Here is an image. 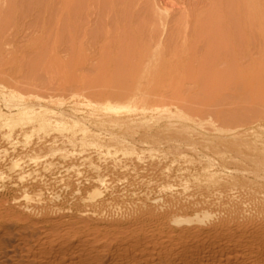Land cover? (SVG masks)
Instances as JSON below:
<instances>
[{
  "label": "rangeland",
  "instance_id": "374dc122",
  "mask_svg": "<svg viewBox=\"0 0 264 264\" xmlns=\"http://www.w3.org/2000/svg\"><path fill=\"white\" fill-rule=\"evenodd\" d=\"M235 1L232 3L231 0H45L44 2L42 0H0V113L2 114V118L4 119H11L10 121H12L13 119L15 121V124L13 126L16 125L15 128L20 125V127H26L25 129L27 130L25 132H28H24L25 135L16 136V142H20V145H17V149L11 152L7 156V158H3L0 155V161L2 158L4 159V161L2 160L0 163V171H2L3 173L5 168L6 170L8 168L10 169L11 164L18 161L20 162V169L26 171V173H28L29 175H34L36 173L34 176H37L39 178L28 180V183L21 181L22 183H25V185H22V183H20L19 181H16L15 184V182H13V173L9 169L6 173L5 170L6 174L3 173V175L7 180H0V212L2 210L3 213H9V216L15 215L13 216L17 218L15 219V221L17 220L18 223H20L21 221L22 223L23 218L21 217V213L16 209L12 210V207H14L13 203L18 194V189L22 186H26V193L30 195L29 197L40 196L42 199H46L47 197H49L47 199H50L51 197L53 198L54 195L52 202L53 209L54 212L56 211L58 215L60 214L61 216V218L59 217V219L56 220H59V222H62L64 224L61 226H56L57 228L59 227L58 229L54 226H51L50 228L48 227V225H45L46 227L44 226L45 228L42 229V225H44L41 224L42 220L41 223L40 220L35 221L34 226L37 228L36 234H33L31 236L29 235L30 237L26 236V238H30V242H50V240L52 239L51 241L54 242V244H58L62 242V239H72L71 242L74 241V245L71 246L72 248L70 249V251H73V248L75 251L77 248L76 243L78 244L79 241H87V239L89 242L92 241L91 243L97 244L98 246L104 244V241L108 238V236L110 239L109 241L108 239L106 240L108 242L105 241V245H107L109 242H113L112 240L116 242L117 239L121 237V235L129 233L132 230L131 228H133V224L131 218H134L135 213V217H146L148 215L147 217L150 219L153 216L159 215L161 212L163 214L165 212L167 213H165L164 215H172L176 213L178 216L181 215L180 217H182L184 213H186V215L184 214L185 216L191 214L190 212H192V210L187 211V208L189 210L192 206L191 204L195 205L200 202L199 204L202 205V203L206 202L203 204V206H206V204L209 205V202H213L211 205H209V207L214 206V203H216L215 205H217L218 208L221 206L219 209L222 213L219 212L216 206L213 207L214 209L211 207L213 210L207 206V211L218 212V214L221 213L220 217L222 219L224 214L223 209L226 210V206H230L229 209H231V207L234 208V204L236 209H238L237 207H241L240 205H236L238 204L236 201L234 203L233 199H229V194L232 192H230V190H228V188H226L224 184H221L222 188L218 186L220 185V183L217 184V182H213L216 185H212L213 183L208 178H210V174L214 173L215 170H213V172L212 170L210 171L208 167L210 159L208 160L206 158L207 156H211V159H216L215 157L219 154H217L216 151L220 146H226V149L230 147L229 151H232V145L235 142L233 143L232 140L229 141L230 139H226V142H224V139L222 141L220 140V143L223 142V144L225 143L226 145L224 146L223 144H220V146H218L215 150V148L209 149L208 147H205L207 146L206 144L204 148L201 147L203 146L204 142L209 140L208 137V140H206L205 137L203 138V140L197 139L198 141L193 140L187 143L180 142V144L182 143V146L176 141L178 137V135L176 134L179 132V130L187 131V129L184 128L195 124L196 121L200 122L201 119L205 124L208 120L209 126L211 122L213 125L215 124L216 126H219L221 117L224 114L226 115H224V117H227V114L229 115V112L230 115H232L233 113L242 114L247 110L248 114L250 113L249 115H252L251 113L253 112V114L257 113L260 116L259 113H261V117H264L262 116L264 115V0H257L255 1L256 3H253L254 0ZM250 1L252 2V4L250 3ZM244 2L248 3V6L244 5L246 4ZM238 4H240V7L238 6ZM236 6H238L239 8ZM250 6H252L253 10L256 9L257 12L261 13L260 16H262L260 17V20H258V16L257 21L254 20V18H251L253 14H251L250 17V13H252V9H250ZM255 6H259V8H256ZM232 7L234 8V10L236 9V12L231 11ZM241 7L243 9H241ZM248 7L250 8L248 9ZM237 8L239 9L238 11ZM241 10L242 12H240ZM246 10L249 15L247 14ZM256 11L254 12L258 15ZM243 14H247L248 18L250 17L251 19H253L252 24L253 22L254 25L256 24V29L255 26L252 25V28L254 29L251 30H255L256 33H250L252 34V36L257 34L256 38L252 36L250 37L249 34L250 39H255L256 44L254 40L251 39L254 43L252 44L251 42L252 45H250L247 49L243 45L244 43L242 44L245 39V34H242V32L244 33V31H241L240 28L236 29V27H232V25L235 23L236 26L239 27V23H241L244 18ZM208 16L210 17L206 18ZM240 18H242V20ZM229 20L233 23H229ZM250 22L251 21L249 20V23ZM214 27L215 29H213ZM258 31L260 32L258 33ZM236 36H238L237 39ZM218 39H220L221 41L219 42ZM238 40L241 45L238 44ZM242 45L244 50L246 49V51H240L243 49L241 48ZM225 48L227 49V51ZM160 53L162 55L164 54L163 57L162 55H160ZM249 53L251 54V56L249 55ZM229 55L230 57L228 58L227 56ZM234 56L237 62L235 61V59H233ZM239 57L241 58V61ZM160 67L162 70H160ZM166 71H169L170 73L168 74ZM158 72L161 73L158 74ZM169 75L171 76L168 77ZM11 76L13 78H11ZM151 77H153V79L155 80H152ZM137 80H139V82ZM145 81L148 83H146ZM4 90L6 91V93ZM137 93L138 95L144 94L145 96L148 94L152 98L159 99L156 101L155 99H153L157 104L152 101L151 105L155 107V109L158 108L160 112L168 111L170 113H175L174 115H179V118L176 119V121L173 120L174 123L176 122L175 125H178L177 132L173 134V132H175V130L177 129L176 127L174 128L175 130H172V132L169 130H165L164 127L163 129L162 122L156 119H151L149 121L140 120V123L138 122L135 125L123 126L122 128L116 127L114 130H101L99 127H96L95 125L93 126L90 122L88 124V121L82 117V114L73 116L72 113L70 114V108H68L69 102L73 101V99L76 98L82 99V97L83 100H93L92 102H96L97 104L100 102L104 103L109 101L115 105H126L130 102L128 101V99L130 100L131 97L136 96ZM36 97L38 101L40 99L42 103L36 101L37 99H33ZM71 97L74 98L72 99ZM50 99H52L54 102ZM158 101H160L161 103ZM11 102L15 103L16 105ZM23 102H25L28 106H25L26 104ZM22 103L24 106L22 105ZM101 103L99 104V107L103 108L104 105H102ZM158 103L161 106L158 105ZM49 104L50 107H48ZM66 104L68 109L64 107L66 106ZM123 106L118 107L114 111L125 112L127 108ZM22 107L24 108V110ZM28 107L30 111H28ZM259 107L262 108L263 111ZM83 108L84 107L81 106L79 109H81L83 112L90 110ZM221 109L223 110L221 111ZM256 109L258 110L256 111ZM62 111H64L65 113ZM68 111L72 116H69ZM35 112L37 113V115ZM67 114L71 118L67 117ZM29 115L32 116L29 117ZM110 117H112L113 119L119 118L115 115H111ZM181 117L184 119H181ZM24 118L28 119L26 120ZM180 119L182 122L180 121ZM28 122H30V124ZM151 122L153 124H151ZM83 123L85 126L83 125ZM204 123V128H208V123L206 124V127ZM46 124L48 125V127L46 126ZM158 127L160 129L162 128L165 132H162L163 135H167L163 136L162 133H160L161 135L154 134V130H157ZM212 127L213 126H211V128ZM233 133L235 132L233 131ZM190 136L188 140L191 139ZM148 138H150L151 140ZM172 139H174L172 142L173 145H171L170 143ZM1 140L3 141L2 137H0V148L2 149L5 147V144ZM164 141L168 142L165 143ZM195 141L201 144V141L204 142L201 145ZM176 143L179 144L178 149L182 147V150L179 151L176 148ZM48 144L50 147L48 146ZM235 144L233 145V148L236 147ZM171 146L173 147L171 148ZM52 147L53 149L51 150ZM188 147L191 148L189 149ZM200 147L203 149H201ZM222 147L220 148L221 150L218 149V151H221V156H223V158H225L226 160L228 156L226 155V153L225 155H223V153L224 151L227 152V150ZM41 148L45 149V152H47H44L46 155L43 153L45 157H39L41 163L34 164L33 161H30V158L27 159L29 161L26 160V158H28L26 157L27 155H35L38 150H41ZM173 148L177 149H175L176 152H180L179 157L178 154L173 151ZM164 149L167 151H165ZM206 149H208L209 151ZM223 149L225 150L223 151ZM29 150H32V152ZM5 151L7 152L8 150L6 149ZM33 151H35L36 153H34ZM204 151H206V153ZM183 153L188 157L185 158L187 159L186 161L184 159V156H182L181 158V155H183ZM218 156L219 157H217V159L219 160L221 156ZM24 157L26 158L23 159ZM41 157H43L44 159H41ZM169 157L171 158V160ZM189 159L190 161H188ZM205 160L209 163H206ZM233 160L234 159L231 160V158L229 157L226 161L230 166H233L235 165L234 162L232 163ZM188 165L192 167L189 166L188 169ZM3 167L4 169L2 170ZM183 168L186 171H183ZM74 169L78 170L76 171ZM181 169L183 172L180 171ZM71 170H73V172ZM75 171L77 173H75ZM206 174L209 175L207 176ZM203 175H205L206 177H203ZM98 177L100 179L105 178L104 180H106L107 178L108 180H110L112 188L105 190V188H103L102 186H97V184H94L99 180ZM164 177L167 178L165 179ZM8 178H11L12 180ZM182 185L186 186L185 188L183 187L184 189L188 188L185 190V192L182 189ZM218 187L220 191L222 190V192H220V195L219 191L217 190ZM131 188H133V190ZM135 188L137 193L134 190ZM189 188L191 189V191ZM187 190H189V192H187ZM129 192L132 195H130V197ZM96 193H100V195L99 197H96L97 199H95V203L102 201L104 202L106 200L107 204L109 203V205L111 206L114 205L115 207H113L118 209L120 213L122 212L123 214H126L127 216L125 218L129 221L124 219L122 220L123 224L114 223L113 226V224H107V222L100 223V221L96 220V218L92 219L88 216H86L88 218L84 217V200L88 198L92 199V197ZM122 193L124 195L128 193V196H124ZM172 193H176L174 194L175 196ZM222 193L224 195H222ZM138 194L140 195L138 196ZM180 194H182L181 197L178 196ZM164 195H167V198H165ZM168 195L169 197L178 196V201L175 204L177 205L178 202L180 204L177 206L173 205L174 203L169 204L170 201L168 200L170 198L168 197ZM116 196L117 198L123 197L124 202H121V206L117 205L116 207V203L114 204L113 199H116ZM146 196H150L149 199L159 198L160 201L163 200V202L167 201L168 203L166 202L165 205L162 202L163 207L161 206L158 211H155L157 208L155 204L148 202L145 204V200L147 198ZM202 198L204 199V201ZM137 199L138 202L135 201ZM226 199L231 201H228ZM183 200L185 201V203ZM125 201H127V203L129 204L132 201L131 203L133 206L130 204V206H132L130 208L128 204H125ZM133 202H135L136 205H138L137 203L141 204L142 209L139 207L140 205L134 206L135 203L133 204ZM122 203H124L125 205L123 206ZM230 203L233 206L230 205ZM148 204H150V206ZM152 204L155 208L151 207L153 206ZM167 204H169V206H172L173 208L169 207L168 209ZM182 204L184 206L186 205L185 207L187 208H185ZM33 205L34 207H31L36 209H40V207L43 206L42 204L39 205V203L37 202H35ZM146 205L148 206V208ZM122 207L124 208V211ZM180 207L184 208V210L186 209L187 212H184V210ZM127 208L130 209L128 210ZM174 208L176 210H173ZM179 208L181 210H178ZM166 209L168 210L166 211ZM130 210L133 211L131 212ZM205 210L204 213H201V215L207 212H205ZM58 211H60L61 213H59ZM81 212L83 215L81 214ZM122 213L121 215L125 216ZM184 215L183 217H185ZM217 216L214 219L216 222L213 220V222L216 224L219 223L217 222V219H219L218 221H220V218H217ZM233 217L234 216H232V218ZM232 218L229 217V220H233ZM223 219H228V214H226V217ZM110 225L111 228L113 227L112 229L110 228ZM109 229L110 231L113 230V232H109ZM127 230L129 232H127ZM16 231L17 230H11L9 233L11 236L20 235L21 232L19 230V232ZM116 233H118L119 236ZM58 234L60 237L58 236L57 238L56 236ZM117 236L119 238H116L115 240V237ZM90 237L96 240H94V242L93 239L90 241ZM58 239L61 241L59 242ZM65 253H69V250H66Z\"/></svg>",
  "mask_w": 264,
  "mask_h": 264
},
{
  "label": "bare ground",
  "instance_id": "6f19581e",
  "mask_svg": "<svg viewBox=\"0 0 264 264\" xmlns=\"http://www.w3.org/2000/svg\"><path fill=\"white\" fill-rule=\"evenodd\" d=\"M24 1V0H23ZM32 1V0H31ZM35 1V0H34ZM43 2L45 0H42ZM47 1V0H46ZM205 1V0H204ZM224 1V0H223ZM226 1V0H225ZM230 1V0H229ZM232 3L235 1L231 0ZM249 1V0H248ZM247 1V2H248ZM253 1V0H252ZM257 1V0H254L253 3ZM4 2V1H3ZM100 2V1H99ZM236 2V1H235ZM239 2V1H238ZM39 3V2H38ZM90 3V2H89ZM88 3V4H89ZM225 3V2H224ZM231 3V4H232ZM241 3V2H240ZM243 3V2H242ZM246 3V2H244ZM250 3L252 4V2L250 1ZM256 3V2H255ZM8 4V3H7ZM16 4V3H15ZM58 4V3H57ZM79 4V3H78ZM237 4V3H236ZM250 4V5H251ZM258 4V3H257ZM6 5V4H4ZM46 5V4H45ZM235 5V4H233ZM240 4H238L239 6ZM243 5V4H242ZM244 5H247L248 6V3L244 4ZM243 5V6H244ZM77 6V5H76ZM229 6V4H228ZM236 6V7H238ZM12 7V6H11ZM235 7V8H236ZM240 7V6H239ZM238 7V8H239ZM251 7V8H250ZM248 7V9H252V13H250V17H251V14L252 17L251 18H254V20L257 21V18L259 17L258 20H260V14L259 12L255 10H253L252 6ZM256 8H259V6H255ZM262 7V6H260ZM3 8V7H2ZM10 8V7H9ZM14 8V7H13ZM22 8V7H21ZM77 8V7H76ZM212 8V7H211ZM229 8V7H228ZM237 8V11L239 10ZM213 9V8H212ZM241 9H243L241 7ZM247 9V8H246ZM230 10V9H229ZM259 10V9H258ZM263 10V9H262ZM25 11V10H24ZM218 11V10H217ZM231 11L233 12H236V9L234 10V8L232 7L231 8ZM230 11V13H231ZM249 11V12H251ZM256 11L258 13V15L254 12ZM31 12V11H30ZM82 12V11H81ZM232 12V13H233ZM242 12V10L240 11ZM239 12V14H240ZM247 12V10H246ZM245 12V13H246ZM7 13V12H6ZM14 14V12H13ZM87 14V13H86ZM248 14V12H247ZM244 15V18H243V21L241 23H239V27L236 26V23L235 24H231L232 27H236L237 28H240L241 31H244V33L242 32V34H245V39H244V42H242V44L245 46V48H249L250 45H252L254 42H255V39H252L254 40V42H252V40L250 39V37L252 36V34L255 32L254 31H251L252 29V25H254V22L252 24V20L250 17V19L248 18V15ZM10 15V14H9ZM74 15V14H73ZM238 15V14H236ZM82 16V15H81ZM222 16V15H221ZM234 16V15H233ZM258 16V17H257ZM159 17V16H158ZM210 16L206 17V18H209ZM212 17V16H211ZM232 17V16H231ZM11 18V17H10ZM164 18V17H163ZM224 18V17H223ZM16 19V18H15ZM48 19V18H47ZM219 19V18H218ZM242 20V18H240ZM239 19V20H240ZM6 20V19H5ZM8 20H9V17H8ZM166 20V19H165ZM227 20V19H226ZM249 20L251 21L249 23ZM39 21V20H38ZM37 21V22H38ZM45 21V20H44ZM220 21V20H219ZM223 21V20H222ZM228 21V20H227ZM238 21V20H237ZM8 22V21H7ZM20 22V21H19ZM46 22V21H45ZM57 22V21H56ZM211 22V21H210ZM217 22V21H216ZM225 22V21H224ZM232 22V21H231ZM230 20H229V23H231ZM236 22V21H235ZM220 23V22H219ZM233 23V22H232ZM259 24V23H258ZM228 25V24H227ZM256 25V24H255ZM254 25V26H255ZM260 25V24H259ZM262 25V24H261ZM50 26V25H49ZM62 26V25H61ZM220 26V25H219ZM253 26V27H254ZM208 27V26H207ZM221 27V26H220ZM233 27V28H234ZM259 27V26H258ZM52 28V27H51ZM70 28V27H69ZM81 28V27H80ZM261 28V27H260ZM259 28V29H260ZM209 29V28H208ZM211 29V28H210ZM215 29V27L213 28ZM243 29V30H242ZM255 29H256V26H255ZM4 30V29H3ZM9 30V29H8ZM62 30V29H61ZM207 30V28H206ZM212 30V29H211ZM239 30V29H238ZM2 31V30H1ZM38 31V30H37ZM213 31V30H212ZM253 32V33H252ZM260 31H258L259 33ZM41 33V32H40ZM61 33V32H60ZM219 33V32H218ZM223 33V32H222ZM236 33V32H235ZM252 33V34H250ZM256 33V32H255ZM254 33V34H255ZM213 34V33H212ZM239 34V33H238ZM249 34H250V37H249ZM262 34V33H261ZM51 35V34H50ZM227 35V34H226ZM260 35V34H259ZM228 36V35H227ZM240 36V35H238ZM236 36V39L237 37ZM257 34L252 36L254 38H256ZM235 37V35H234ZM248 37V38H247ZM260 37V36H259ZM258 37V38H259ZM217 39V38H216ZM221 39V38H220ZM220 39L219 42L221 41ZM223 39V38H222ZM229 39V38H228ZM154 40V39H153ZM217 40V41H218ZM226 40V38H225ZM235 40V39H233ZM240 40V39H239ZM238 40V42H239ZM242 40V38H241ZM2 41V39H1ZM223 41V40H222ZM230 42V41H229ZM233 42V41H232ZM252 42V44H251ZM260 42V41H259ZM33 43V42H32ZM224 43H227V42H224ZM261 43V42H260ZM238 44L241 45V43L239 42ZM256 44V42H255ZM254 44V45H255ZM156 45V44H155ZM219 45V44H218ZM217 45V46H218ZM243 45L241 48H243ZM176 46V45H174ZM227 46V45H226ZM234 46V45H233ZM252 47V46H251ZM250 47V48H251ZM210 48V47H209ZM223 48V46H222ZM160 49V47H159ZM162 49V48H161ZM181 49V48H180ZM226 49V48H225ZM246 49L244 50V48L240 51H246ZM177 50V48H176ZM215 50V49H213ZM231 50V49H230ZM258 50V49H257ZM160 51V50H159ZM186 51V50H185ZM209 51V50H208ZM207 51V52H208ZM220 51V50H219ZM218 51V52H219ZM227 51V49H226ZM250 51V50H249ZM145 52V51H144ZM180 52V50H179ZM221 52V51H220ZM239 52V51H238ZM237 52V53H238ZM154 53V52H153ZM158 53V52H157ZM168 53V52H167ZM192 53V52H191ZM217 53V52H216ZM223 53V52H222ZM181 54V53H180ZM185 54V53H184ZM188 54V53H187ZM199 54V53H198ZM240 54V53H239ZM244 54V53H243ZM247 54V53H246ZM159 55V54H158ZM160 55H162L160 53ZM164 55V54H163ZM162 55V57H163ZM220 55V54H219ZM222 55V54H221ZM249 55L251 56V54L249 53ZM176 56V55H175ZM191 56V55H190ZM193 56V55H192ZM149 57V56H148ZM160 57V56H159ZM166 57V56H164ZM200 57V56H199ZM198 57V58H199ZM203 57V56H202ZM210 57V55H209ZM228 58L230 57L227 56ZM248 57V55H247ZM255 57V56H254ZM261 57V56H260ZM223 58V57H222ZM225 58V57H224ZM237 58V57H236ZM240 58V57H239ZM246 58V57H245ZM253 58V57H252ZM258 58V57H257ZM158 59H161V58H158ZM226 59V58H225ZM233 59H235V56L233 57ZM256 59V58H255ZM155 60V59H154ZM164 60V59H163ZM162 60V61H163ZM167 60V59H166ZM183 60V59H182ZM204 60V59H203ZM216 60V58H215ZM246 60V59H245ZM226 61V60H224ZM234 61V60H233ZM235 61L237 62V60L235 59ZM240 61H241V58H240ZM154 62V61H153ZM184 62V61H183ZM198 62V61H197ZM217 62V61H216ZM215 62V63H216ZM228 62V61H227ZM252 62V61H251ZM261 62V60H260ZM147 63V62H146ZM159 63V62H157ZM181 63V62H180ZM199 63V62H198ZM231 63V62H230ZM244 63V62H243ZM246 63V61H245ZM249 63V61H248ZM155 64V63H154ZM210 64V62H209ZM229 64V63H228ZM234 64V63H233ZM253 64V63H252ZM148 65V64H147ZM159 65V64H158ZM149 66V65H148ZM229 66H232V65H229ZM249 66V65H248ZM228 67V66H227ZM238 67V66H237ZM242 67V66H241ZM153 68V67H152ZM170 68V67H169ZM159 69V68H158ZM211 69V67H210ZM225 69V68H224ZM123 70V69H122ZM160 70L161 67H160ZM159 70V71H160ZM232 70V69H231ZM14 71V70H13ZM12 71V72H13ZM170 71V70H169ZM169 71H166L168 74L170 73ZM183 71V70H182ZM208 71H209V68H208ZM233 71V70H232ZM201 72V71H199ZM203 72V71H202ZM205 72V71H204ZM212 72V71H211ZM257 72V71H256ZM10 73V72H9ZM161 73V72H160ZM158 72V74H160ZM163 73V72H162ZM183 73V72H182ZM224 73V71H223ZM239 73V72H238ZM6 74V73H5ZM30 74V73H29ZM137 74V73H136ZM153 74V73H152ZM151 74V75H152ZM157 74V75H158ZM167 74V75H168ZM185 74V73H184ZM212 74V73H211ZM256 74V73H255ZM181 75V74H180ZM186 75V74H185ZM25 76V75H24ZM33 76V75H32ZM139 76V75H138ZM162 76V75H161ZM171 75H169L168 77H170ZM177 76V75H176ZM223 76V75H222ZM7 77H8V74H7ZM17 77V76H16ZM156 77V76H154ZM163 77V76H162ZM167 77V79H168ZM196 77V76H195ZM207 77V76H206ZM10 78V77H9ZM11 78H13L11 76ZM145 78V76H144ZM148 78V77H147ZM152 80H155L153 79V77H151ZM161 78V77H160ZM173 78V77H172ZM176 78V77H175ZM183 79V78H182ZM186 79V78H185ZM188 79V78H187ZM6 80V79H5ZM158 80V79H157ZM21 81V80H20ZM139 82V80H137ZM147 81V80H146ZM145 81V82H146ZM149 81V80H148ZM178 81V80H177ZM3 82V81H2ZM17 82V81H16ZM118 82V81H117ZM150 82V81H149ZM156 82V81H155ZM249 82V81H248ZM5 83V82H4ZM14 83V82H13ZM30 83V82H29ZM36 83V82H35ZM148 83V82H146ZM160 83V82H159ZM186 83V82H185ZM168 84V83H167ZM172 84V83H171ZM250 84V83H248ZM257 84V83H256ZM6 85V84H5ZM8 85V84H7ZM141 86V85H140ZM194 86V85H193ZM263 86V85H262ZM38 87V86H37ZM136 87V86H135ZM152 87V86H151ZM150 87V88H151ZM157 87V86H156ZM182 87V86H181ZM191 87V86H190ZM149 88V89H150ZM158 88V87H157ZM162 88V87H161ZM43 89V88H42ZM80 89V88H79ZM139 89V88H138ZM142 89V88H140ZM144 89H147V88H144ZM149 89H148V92H149ZM255 89V88H254ZM6 90V89H5ZM4 90V91H5ZM38 90V89H37ZM96 90V89H95ZM113 90V89H112ZM137 90V89H136ZM152 90V89H151ZM162 90V89H161ZM1 91V90H0ZM7 91V90H6ZM5 91V93H6ZM11 91V89H10ZM13 91V90H12ZM39 91V90H38ZM74 91V90H73ZM105 91V90H104ZM135 91V89H134ZM140 91V90H139ZM138 91V92H139ZM44 92V91H43ZM46 92V91H45ZM81 92V91H80ZM100 92V91H99ZM243 92V91H242ZM50 93V91H49ZM133 93V92H132ZM140 93V92H139ZM144 93V92H143ZM168 93V92H167ZM14 94V93H13ZM28 94V93H27ZM68 94V93H67ZM105 94V93H104ZM107 94V93H106ZM141 94V93H140ZM151 94V93H150ZM193 94V93H192ZM219 94V93H218ZM15 95V94H14ZM22 95V94H21ZM42 95V94H41ZM73 95V94H72ZM110 95V94H109ZM120 95V94H119ZM195 95V94H194ZM71 96V95H70ZM69 96V97H70ZM125 96V95H124ZM134 96V95H132ZM155 96V95H154ZM18 97V96H17ZM39 97V96H38ZM80 97H81V93H80ZM195 97V96H194ZM264 97V96H263ZM14 98V97H13ZM12 98V99H13ZM72 98V97H71ZM70 98V99H71ZM74 98V97H73ZM72 98V99H73ZM114 98V96H113ZM189 98V97H188ZM5 99V98H4ZM10 99V98H9ZM16 99V98H15ZM33 99H37L36 98H33ZM44 99V97H43ZM53 99V98H52ZM50 99V100H52ZM128 99V98H126ZM153 99L155 98H152L150 95H138V93L136 94V96L134 97H131V99L128 101H130L128 104L124 105L127 109L126 111H122V112H116L114 111L115 109H117L118 107H122L123 105H115V104H112L111 102H104V103H101L102 105H104V107H99L100 103H96V102H92V101H89V100H83V97L82 99H73V101L69 102V105H68V108H70V114L72 113L73 116L74 115H78V114H82V117L84 119H86L88 121V124L89 122L92 123V125L96 126V127H99L101 130H107L109 131L108 129L110 130H114L116 127H123V126H132V125H135L136 123H138L140 120L142 121H149L151 119H156L158 121H161L162 122V128L164 127L165 130H169L172 132V130H175L174 128L176 127L177 128V124L175 125L174 121H176V119L179 118V115L177 116L174 115L175 113H170L168 111H165V112H160L157 109H155V107H153L151 104H152V101H154ZM262 99V98H261ZM29 100V99H28ZM46 100V99H45ZM43 100V101H45ZM54 100V99H53ZM52 100V101H53ZM74 100H77V101H74ZM99 100V99H98ZM97 100V101H98ZM103 100V99H102ZM156 100H159V99H155ZM229 100V99H228ZM239 100V99H238ZM264 100V99H263ZM13 101V100H12ZM34 101V100H33ZM32 101V102H33ZM38 101V99L36 100ZM35 101V102H36ZM57 101V100H56ZM63 101V100H62ZM66 101V100H65ZM154 101V102H155ZM6 102V101H5ZM38 102H41L40 99ZM54 102V101H53ZM114 102V101H113ZM117 102V101H116ZM137 102V103H136ZM160 102V101H158ZM9 103V102H7ZM13 103V102H11ZM20 103V102H18ZM25 103V102H23ZM22 103V105H23ZM30 103V102H29ZM37 103V102H36ZM52 103V102H51ZM65 103V102H64ZM67 103H68V100H67ZM156 103V102H155ZM161 103V102H160ZM163 103V102H162ZM235 103V101H234ZM238 103V102H237ZM262 103V102H261ZM4 104V103H3ZM15 104V103H13ZM26 104V103H25ZM34 104V103H33ZM118 104V103H116ZM157 104V103H156ZM164 104V103H163ZM232 104V103H231ZM8 105V104H7ZM12 105V104H10ZM16 105V104H15ZM21 105V104H19ZM30 105V104H29ZM40 105V104H39ZM54 105V104H53ZM158 105H160L158 103ZM165 105V104H164ZM18 106V104H17ZM24 106V105H23ZM25 106H28L27 104ZM34 106V105H33ZM42 106V105H41ZM58 106V105H57ZM84 107L83 109H90V110H87L86 112L82 111L81 109H79L80 107ZM123 106V107H124ZM161 106V105H160ZM166 106V105H165ZM248 106V105H247ZM250 106V105H249ZM256 106V105H255ZM254 106V107H255ZM16 107V106H15ZM30 107V106H29ZM28 107V109H29ZM50 107V104L49 106ZM65 108H67V104L66 106H64ZM230 107V106H229ZM18 108V107H17ZM23 108V107H22ZM41 108V107H40ZM57 108V107H56ZM67 108V109H68ZM163 108V107H162ZM168 108V107H167ZM253 108V107H252ZM260 108V107H259ZM19 109V108H18ZM42 109V108H41ZM40 109V110H41ZM161 109V108H159ZM184 109V108H183ZM246 109V108H245ZM262 111L263 109L260 108ZM16 110V109H15ZM24 110V108H23ZM35 110V109H34ZM50 110V109H49ZM169 110V109H168ZM223 109H221L222 111ZM242 110V109H241ZM258 109H256L257 111ZM14 111V110H13ZM27 111V110H26ZM30 111V109L28 110ZM32 111V110H31ZM162 111V110H161ZM232 111V110H231ZM255 111V110H254ZM22 112V111H21ZM20 112V113H21ZM25 112V111H23ZM45 112V111H44ZM48 112V110H47ZM50 112V111H49ZM64 112V111H62ZM178 112V111H177ZM240 112V111H239ZM30 113V112H29ZM28 113V114H29ZM36 113V112H35ZM41 113V112H39ZM65 113V112H64ZM67 113V112H66ZM228 113V112H227ZM31 114V113H30ZM43 114V113H42ZM53 114V113H52ZM68 114H69V111H68ZM67 114V117L69 116H72L69 114L68 116ZM219 114V113H217ZM232 114V113H231ZM250 114V113H249ZM247 110L246 112L242 113V114H232L230 115V112H229V115L227 114V117H224V115L221 117V120L219 121V126L217 125H213L212 122L209 126V123H208V120L206 121V124L208 123L207 126H209L208 128L206 127V124L204 122H202V119L200 122L196 121L195 124L193 125H190L189 127L187 128H184V129H187V131H180L176 134L178 135L176 141L180 144V142H189V141H193V140H197V139H202L205 138L206 140L207 137L209 138L208 141L204 142V141H201L203 146H201L202 144L201 143H198V144H201L200 146L204 148L205 144L207 146L205 147H208L209 149H212V148H215V150L217 149L218 146H220V144H223V142H219L220 140L222 141L224 139V142H226L227 140L226 139H230L229 141H233V143L236 145L235 148H233V145H232V151H229L230 147L228 149H226L227 147L225 146L226 144L224 143L223 145L225 147H218L219 150H221L220 148H225L227 150L224 151L225 149H223L222 153L223 155H226L228 156V158L230 157L231 160L234 159L232 161V163L234 162L235 165L233 166H230L228 163H227V159L225 160V158H223V156H221L222 154L221 151H218L217 149V154L220 155V159L218 160L217 157H219L216 153V157L214 155V157L217 159H214L212 158L211 159V156H207L206 158L210 161V163L208 161H206V163L208 162L209 165V169L210 171L212 170H215L214 173H211L210 174V178H208L212 183H216L220 185L221 184H224L226 188H228V190H230V193L229 194V199H233L234 200V203L235 201L238 203L236 205H240L241 207H237L238 209H236L235 207V204H234V208L231 207V209H229V202H228V206L229 207H225L227 208L226 210L223 209L224 211V214H228V219H223L226 217V214L224 216L223 214V217L221 219L220 217V214L222 213L220 211V207L218 208L217 205H215L216 203H214V206H211L212 208L216 206V208H218L219 212H221L220 214H218V212H210V211H207L209 205H211L212 203L209 202V205L206 204V206H203L204 203L199 204H191L192 206L190 207V209L188 210L187 207H185L183 204V206L185 208H187V211H190L192 210V212H190L191 214H189L188 216H185L186 213H184L183 215L185 217H180L178 216L176 213L172 214V215H164L162 212H158L160 213L159 215L157 216H153L150 218H148L147 216L146 217H135V214H134V218L132 217V224H133V228H131L130 232L127 230V232L129 233H125L123 235H121V237L119 238V234L117 237H115V240L116 238H119L117 239V241L115 242L114 240H112L113 242H109L107 245H105V241L108 239L109 241V236L107 239H105L104 241V244L102 245H105V246H98L97 244H93L91 243L92 239H90L91 242L88 241H79L78 244L76 243V250L74 251V248H73V251H70V249L72 248L71 246L74 245V241L71 242V240H68V239H65L63 240L62 239V242H60L61 240H59L60 243H55L57 245L54 244V242H52L50 240V242L48 241H42V242H30V238H26V236H31V235H35L36 234V231H37V228L34 226L35 225V221H38L40 220V223H41V220H42V223L41 224H44L42 225V229L45 228L47 225L48 227L51 228V226L53 227H56V226H61V225H64L62 222H59V220H56V219H59V217L61 218L60 214L58 215V213L55 211L54 212V209H53V205H52V202H53V198H54V195H53V198L51 197L50 199H47L49 197H47L46 199H42L40 196H36V197H29L30 195L28 193H26V186H22L18 189V194L15 198V201H14V207H12V210L16 209L18 212L21 213V217L23 218L22 220V223H21V219L19 220L20 223H18V221L15 219V215H11L9 216V213L6 214V213H3L2 210L0 212V264H264V117L262 118L261 117V113L260 116L255 113L253 114V112L251 113L252 115H249ZM37 115V113H36ZM60 115V114H59ZM111 115H115V116H118L119 118L117 119H113L112 117H110ZM184 115V114H183ZM188 115V114H187ZM215 115V114H214ZM213 115V117H214ZM17 116V115H15ZM19 116V115H18ZM32 116V115H29V117ZM45 116V114H44ZM226 116V115H225ZM264 116V115H262ZM4 117V116H3ZM20 117V116H19ZM35 117V116H34ZM33 117V118H34ZM61 117V116H60ZM219 117V118H220ZM6 118V117H5ZM36 118V117H35ZM38 118V116H37ZM71 118V117H69ZM187 118V117H185ZM218 118V117H217ZM21 119V118H20ZM26 119V118H24ZM23 119V120H24ZM28 119V118H27ZM26 119V120H27ZM31 119V118H30ZM59 119V118H57ZM181 119H184L181 117ZM180 119V121H181ZM212 119V118H211ZM11 120V119H10ZM9 119H4L2 118V114L0 113V137H2L3 141L4 142V148H0V155L3 157V158H7V156L15 151L17 149V147L20 145L19 143L20 142H16V136L17 135H25L24 132L27 130L25 129L24 127H20V125H18V127L20 128H15V126H13L15 124V121L12 119V121H10ZM17 120V119H16ZM174 120V121H173ZM196 120V119H195ZM51 121V120H49ZM48 121V123H49ZM59 121V120H58ZM179 121V120H178ZM33 122V121H32ZM31 122V123H32ZM44 122V120H43ZM64 122V121H63ZM182 122V121H181ZM180 122V123H181ZM18 123V122H17ZM27 123V122H25ZM30 124V122H28ZM34 123V122H33ZM51 123V122H50ZM140 123V122H139ZM156 123V122H155ZM203 123L205 124V127L204 128V125ZM216 123V122H215ZM28 124V126H29ZM35 124V123H34ZM55 124V123H53ZM150 124V123H149ZM151 124H153L151 122ZM190 124V123H189ZM84 125V123H83ZM145 125V124H144ZM181 125V124H180ZM184 125V124H183ZM182 125V126H183ZM186 125V124H185ZM22 126V125H21ZM24 126V125H23ZM32 126V125H31ZM37 126V124H36ZM46 126L48 127V125L46 124ZM59 126V125H58ZM73 126V125H72ZM75 126V125H74ZM85 126V125H84ZM160 126V125H159ZM211 126H213L211 128ZM55 127V126H54ZM80 127V126H79ZM32 128V127H31ZM46 128V127H45ZM69 128V127H68ZM113 128V129H111ZM141 128V127H140ZM146 128V127H145ZM150 128V127H149ZM157 128V127H155ZM160 129L158 127V129L154 130V134H160L163 131V129ZM180 128V126H179ZM48 129V128H47ZM59 129V128H58ZM71 129V128H70ZM147 129V128H146ZM57 130V129H56ZM148 130V129H147ZM178 130V128L175 130L174 133H176ZM58 131V130H57ZM67 131V130H66ZM82 131V130H81ZM99 131V130H98ZM141 131V130H140ZM233 131L235 133H233ZM30 132V131H29ZM59 132V131H58ZM71 132V131H70ZM102 132V131H101ZM170 132V133H171ZM186 132V133H185ZM238 132V133H237ZM25 133H28V132H25ZM52 133V131H51ZM63 133V132H62ZM81 133V132H80ZM114 133V132H113ZM165 133V132H164ZM169 133V132H168ZM237 133V134H236ZM73 134V133H72ZM75 134V133H74ZM94 134V133H93ZM98 134V133H97ZM149 134V133H148ZM153 134V135H154ZM172 134V135H173ZM60 135V134H59ZM69 135V134H68ZM84 135V134H83ZM86 135V134H85ZM152 135V134H150ZM161 135V134H160ZM163 135V133H162ZM165 135V134H164ZM163 135V136H164ZM167 135V134H166ZM165 135V136H166ZM191 135V136H190ZM37 136V135H36ZM77 136V135H76ZM81 136V135H80ZM89 136V135H88ZM146 136V135H145ZM175 136V135H174ZM189 139L188 140V138ZM193 136V137H192ZM23 137V136H22ZM38 137V136H37ZM74 137V136H73ZM83 137V136H82ZM80 137V138H82ZM149 137V136H148ZM160 137V136H159ZM171 137V136H169ZM214 137V138H213ZM48 138V137H47ZM54 138V137H53ZM52 138V139H53ZM135 138V137H134ZM143 138V137H142ZM156 138V137H155ZM162 138V137H161ZM215 139V140H212V139ZM66 139V138H64ZM63 139V140H64ZM132 139V138H131ZM150 139V138H148ZM166 139V138H165ZM175 139V138H174ZM170 142L171 145L173 140ZM51 140V139H50ZM55 140V139H54ZM53 140V141H54ZM59 140V139H58ZM68 140V139H67ZM86 140V139H84ZM100 140V139H99ZM151 140V139H150ZM156 140V139H155ZM159 140V139H157ZM226 140V141H225ZM65 141V140H64ZM102 141V140H101ZM144 141V140H143ZM175 141V142H176ZM51 142V141H50ZM106 142V141H105ZM111 142V140H110ZM153 142V141H152ZM155 142V141H154ZM165 142V141H164ZM168 142V141H166ZM165 142V143H166ZM194 142V143H195ZM18 143V144H17ZM24 143V142H23ZM26 143V141H25ZM24 143V144H25ZM28 143V142H27ZM44 143V141H43ZM81 143V142H80ZM103 143V142H102ZM108 143V142H107ZM178 143H176V148L178 149ZM184 143V145H185ZM196 143V145H197ZM231 143V142H230ZM42 144V143H41ZM50 144V143H49ZM48 144V146H49ZM57 144V143H56ZM99 144V142H98ZM101 144V143H100ZM118 144V143H117ZM142 144V143H141ZM140 144V145H141ZM158 144V143H157ZM182 144V143H181ZM180 144V145H181ZM189 144V143H188ZM18 145V146H17ZM91 145H92V142H91ZM90 145V146H91ZM107 145V144H106ZM114 145V144H113ZM137 145V144H136ZM153 145V144H152ZM195 145V144H194ZM32 146V145H31ZM101 146V145H99ZM118 146V145H117ZM154 146V145H153ZM156 146V145H155ZM159 146V145H157ZM182 146V145H181ZM24 147V145H23ZM26 147V146H25ZM34 147V146H33ZM50 147V146H49ZM111 147V146H110ZM163 147V146H162ZM173 146H171L172 148ZM200 147V148H201ZM37 148V147H36ZM133 148V147H132ZM175 148V149H176ZM184 148V146H183ZM186 148V147H185ZM189 149L191 147H188ZM201 148V149H203ZM8 150L7 152L5 150ZM40 149V148H38ZM37 149V150H38ZM53 149V147L51 148V150ZM57 149V148H56ZM88 149V148H87ZM134 149V148H133ZM145 149V148H144ZM169 149V148H168ZM174 149V148H173ZM173 149H170V150H173ZM175 149L173 151H175ZM176 149V150H177ZM187 149V148H186ZM193 149V148H192ZM36 150V151H37ZM83 150V149H82ZM97 150V149H96ZM95 150V151H96ZM100 150V149H99ZM132 150V149H131ZM165 150V149H164ZM179 151L182 150V147L180 149H178ZM205 150V149H204ZM208 150V149H206ZM214 150V151H215ZM32 152V150H29ZM94 151V152H95ZM104 151V150H103ZM133 151V150H132ZM162 151V150H161ZM167 151V150H165ZM169 151V150H168ZM189 151V150H188ZM191 151V150H190ZM209 151V150H208ZM34 153H36L35 151H33ZM45 149H42L41 150H38V152L35 154V155H31V156H26L24 157L23 159L26 158L29 159L30 158V161H33L34 164H39L41 163L40 162V156H44L45 153ZM56 152V151H55ZM87 152V150H86ZM159 152V151H158ZM176 152V151H175ZM174 152V154H175ZM183 152V151H182ZM181 152V153H182ZM206 153V151H204ZM40 155H39V154ZM44 153V154H43ZM98 153V152H97ZM154 153V152H152ZM162 153V152H161ZM167 153V152H166ZM169 153V152H168ZM171 153V152H170ZM178 154V157L180 156V152L178 153V151L176 152ZM214 153V152H212ZM33 154V153H31ZM55 154V153H54ZM101 154V153H100ZM148 154V153H147ZM46 155V154H45ZM50 155V154H49ZM164 155V154H163ZM191 155V154H190ZM196 155V154H195ZM177 156V155H176ZM182 156H184V159L187 157L185 156V154L183 153V155H181V158ZM1 157V158H2ZM11 157V156H9ZM45 157V156H44ZM48 157V156H46ZM177 157V158H178ZM1 159V161L4 159ZM43 157H41L42 159ZM170 158V157H169ZM175 158V157H174ZM188 158V157H187ZM190 158V157H189ZM197 158V157H196ZM44 159V158H43ZM46 159V158H45ZM179 159V158H178ZM171 160V158H170ZM187 159H185L186 161ZM0 161V163H1ZM20 161V160H19ZM25 161V160H24ZM29 161V160H27ZM42 161V160H41ZM145 161V160H144ZM175 161V160H174ZM173 161V162H174ZM190 161V159L188 160ZM194 161V160H192ZM7 162V161H6ZM32 162V163H33ZM157 162V161H156ZM176 162V161H175ZM174 162V163H175ZM182 162V161H181ZM184 162V161H183ZM19 163L20 162H16L13 164H11V167H10V171L13 173V179L16 184V181H19L20 183L22 182H27L28 180H33V179H37L38 177L37 176H34V175H29L28 173H26V171L22 170L19 168ZM26 163V162H25ZM160 163V162H158ZM194 163V162H193ZM43 164V163H42ZM41 164V165H42ZM180 164V163H179ZM187 164V163H186ZM197 164V163H195ZM204 164V163H203ZM8 165V164H7ZM53 165V164H52ZM144 165V164H143ZM148 165V164H147ZM152 165V164H151ZM182 165V164H181ZM192 165V164H191ZM201 165V164H200ZM149 166V165H148ZM155 166V165H154ZM167 166V165H166ZM175 166V165H174ZM185 166V165H184ZM189 166L188 165V169H189ZM207 166V165H206ZM45 167V165H44ZM150 167V166H149ZM192 167V166H190ZM208 167H207V170H208ZM37 168V167H36ZM174 168V167H173ZM182 168V167H180ZM185 168V167H184ZM183 168V169H184ZM4 169V167L2 168V170ZM7 169V170H8ZM43 169V167H42ZM50 169V168H49ZM71 169V168H69ZM73 169V168H72ZM154 169V168H152ZM159 169V168H158ZM192 169V168H191ZM206 169V168H205ZM5 170L6 168L4 169V172L5 173ZM7 170H6V173H7ZM32 170V169H31ZM76 170V169H74ZM78 170V169H77ZM76 170V171H77ZM9 171V172H10ZM29 171V170H27ZM35 171V170H34ZM42 171V170H41ZM40 171V172H41ZM67 171V170H66ZM73 172V170H71ZM75 171V173H77ZM182 171V169L180 170ZM183 171H186L185 169ZM182 171V172H183ZM70 172V171H68ZM181 172V173H182ZM192 172V171H191ZM204 172V170H203ZM2 171H0V180L6 179V177H4ZM5 173V174H6ZM38 173V172H37ZM209 173V171H208ZM160 174V173H159ZM158 174V175H159ZM198 174V173H197ZM207 175V174H206ZM209 175V174H208ZM207 175V176H208ZM196 176V175H195ZM201 176V175H200ZM205 175H203L204 177ZM161 177V176H160ZM159 177V178H160ZM163 177V176H162ZM180 177V176H179ZM178 177V178H179ZM186 177V176H185ZM191 177V176H190ZM206 177V176H205ZM12 178V177H11ZM11 178H8L10 180H12ZM42 178V177H41ZM99 178V177H98ZM165 178V177H164ZM163 178V179H164ZM167 178V177H166ZM165 178V179H166ZM181 178V177H180ZM197 178V177H196ZM39 179V178H38ZM103 179V180H102ZM105 178H99L98 181H96V183L94 184H97L102 186L103 188L106 189H109V188H112L111 187V181L108 180L106 178V180H104ZM110 179V178H109ZM112 179V178H111ZM172 179V178H171ZM205 179V178H204ZM7 180V179H6ZM115 180V179H114ZM199 180V179H198ZM22 181V182H21ZM35 181V180H34ZM56 181V180H55ZM167 181V180H166ZM208 181V180H207ZM12 182V183H13ZM18 182V183H19ZM41 182V181H40ZM145 182V181H144ZM155 182V181H154ZM175 182V181H174ZM179 182V181H178ZM205 182V181H204ZM28 183V182H27ZM151 183V182H150ZM149 183V184H150ZM181 183V182H180ZM200 183V182H199ZM211 183V184H212ZM212 184V185H216V184ZM10 184V183H9ZM25 185V183H22V185ZM148 184V185H149ZM154 184V183H153ZM152 184V185H153ZM156 184V183H155ZM204 184V183H203ZM208 184V183H207ZM14 185V184H13ZM45 185V184H44ZM159 185V184H158ZM194 185V184H193ZM196 185V184H195ZM199 185V184H198ZM197 185V186H198ZM202 185V184H201ZM210 185V183H209ZM208 185V186H209ZM211 185V186H212ZM218 185L220 188H222V185L220 186ZM113 186V185H112ZM122 186V185H121ZM136 186V185H135ZM147 186V185H146ZM179 186V185H178ZM188 186V185H187ZM210 186V187H211ZM40 187V186H39ZM157 187V186H156ZM160 187V186H159ZM186 186L182 185V189L185 190L188 189H184ZM191 187V186H190ZM217 187V186H215ZM219 187H218V191H219V195H220V192H222V190L220 191L219 190ZM96 188V187H95ZM212 188V187H211ZM210 188V189H211ZM214 188V187H213ZM98 189V188H97ZM133 190V188H131ZM190 189V188H189ZM193 189V188H192ZM205 189V188H204ZM215 189V190H216ZM124 190V189H123ZM129 190V189H127ZM135 192H136V188L134 189ZM173 190V189H172ZM176 190V189H175ZM182 190V191H183ZM199 190V188H198ZM214 190V191H215ZM227 190V189H226ZM131 191V190H130ZM191 191V189H190ZM195 191V190H194ZM204 191V190H203ZM217 191V192H218ZM28 192V191H27ZM124 192V191H123ZM133 192V191H131ZM139 192V191H138ZM187 192H189V190H187ZM193 192V191H192ZM113 193V192H112ZM121 193V192H120ZM125 193V192H124ZM134 193V192H133ZM132 193V194H133ZM137 193V192H136ZM179 193V192H178ZM203 193V192H201ZM206 193V192H205ZM225 193V192H223ZM222 193V195H224ZM123 194V193H122ZM121 194V195H122ZM128 193H126L127 195ZM173 195L176 194V193H172ZM184 194V193H183ZM186 194V193H185ZM192 194V193H191ZM200 194V193H199ZM212 194V193H211ZM227 194H228V191H227ZM239 194V195H238ZM100 193H96L92 199L88 198V199H85L84 200V211H83V214L85 215L84 217L88 216L92 219L96 218V220H99L100 223L101 222H107V224H113L114 226V223H120V224H123L122 220L126 219L125 217L127 216L126 214H122L125 215V216H122L121 213L118 211V209L114 208L113 206L109 205V203L107 204V201L105 202H96L95 203V199H97L96 197L98 196L99 197ZM103 195V194H102ZM124 195V194H123ZM124 195V196H126ZM130 192H129V197H130ZM134 195V194H133ZM140 194H138L139 196ZM145 195V194H144ZM172 195V196H173ZM182 194L178 195L181 197ZM210 195V194H209ZM226 195V194H225ZM236 195V196H235ZM238 195V197H237ZM113 196V195H112ZM119 196V195H118ZM128 196V195H127ZM132 196V195H131ZM137 196V195H136ZM137 196V197H138ZM165 198H167L166 196L167 195H164ZM175 196V195H174ZM177 196V195H176ZM177 196V197H178ZM134 197V196H133ZM145 197V196H144ZM147 197V196H146ZM150 196H148L145 200V204L148 202V203H153L156 205V210L155 211H158L161 206L163 207L162 205V201L159 200V198H153L154 199H149ZM169 197V195H168ZM177 197H169L170 199L168 201L169 204H172L174 203L173 205H176L175 203L178 201L177 200ZM194 197V196H193ZM215 197V196H214ZM213 197V198H214ZM221 197V196H220ZM226 197V196H225ZM110 198V197H109ZM108 198V199H109ZM112 198V197H111ZM210 198V197H209ZM218 198V197H217ZM129 199H132V198H129ZM136 199V198H135ZM141 199V198H140ZM162 199V198H160ZM181 199V198H180ZM186 199V198H185ZM203 199V198H202ZM223 199V198H222ZM225 199V198H224ZM45 200V201H44ZM58 200V199H57ZM82 200V199H81ZM102 200V199H101ZM114 204L116 205H120L121 206V202H124V199L123 197H119L117 198L116 196V199L114 198ZM127 200V199H126ZM164 200H167V199H164ZM219 200V199H218ZM228 200V199H226ZM225 200V201H226ZM24 201V202H23ZM98 201V200H97ZM111 201V200H109ZM138 202V199L135 200ZM141 201V200H140ZM143 201H144V198H143ZM181 201V200H180ZM184 201V200H183ZM204 201V199H203ZM211 201V200H210ZM228 201H231V200H228ZM37 202L40 204H42L43 206L40 207V209H36V208H32L34 207V203ZM54 202H55V199H54ZM113 202V201H112ZM126 203L125 204H128L129 207L131 208L133 205H132V201L130 202V204L132 206H130L129 203H127V201H125ZM167 202V201H166ZM166 202H163L165 205H166ZM221 202V201H220ZM33 203V204H31ZM95 203V204H94ZM119 203V204H117ZM135 202H133L134 204ZM168 203V202H167ZM183 203V202H182ZM185 203V201H184ZM195 203V202H194ZM223 203V202H222ZM227 203V202H225ZM232 203V202H231ZM230 203V205H232ZM54 204V203H53ZM124 203H122V205L124 206L125 205ZM138 205H140L139 207L141 208V204L137 203ZM152 204V205H153ZM168 205V209L169 207H172V206H169ZM180 203L178 202L177 205H179ZM135 205L134 206H138ZM150 206V204H148ZM164 205V206H165ZM176 205V206H177ZM181 205V206H182ZM190 205V204H189ZM32 206V207H31ZM56 206V205H55ZM147 206V205H146ZM182 206V207H183ZM208 206V207H207ZM219 206V204H218ZM225 206V205H224ZM233 206V205H232ZM65 207V206H64ZM73 207V206H72ZM143 207V206H142ZM151 207H154L151 206ZM179 207V206H178ZM177 207V208H178ZM180 207V208H182ZM209 207V208H211ZM118 208H121V207H118ZM123 208V207H122ZM129 208V209H130ZM137 208V207H136ZM144 208V207H143ZM148 208V206H147ZM150 208V207H149ZM155 208V207H154ZM173 208V207H172ZM178 209V210H181V209ZM211 208V209H212ZM215 208V209H216ZM128 209V208H127ZM128 209V210H129ZM134 209V208H132ZM142 209V208H141ZM146 209V207H145ZM144 209V210H145ZM164 209V208H162ZM166 209V211L168 210ZM184 210V208H182ZM206 209V210H205ZM214 209V208H213ZM212 209V210H213ZM5 210V209H4ZM60 210V209H59ZM81 210V209H80ZM140 210V209H138ZM143 210V211H144ZM172 210V209H171ZM173 210H176L175 208ZM204 210H205V214L201 215V213H204ZM210 210V209H209ZM211 210V211H212ZM61 211V210H60ZM60 211H58L59 213H61ZM64 211V210H63ZM123 211H124V208H123ZM131 212L133 210H130ZM154 211V210H153ZM162 211H165V210H162ZM170 211V210H169ZM168 211V213H169ZM186 211V209L184 210V212ZM186 211V212H187ZM203 211V212H202ZM176 212V211H174ZM66 213V212H65ZM76 214V213H75ZM79 214V213H78ZM77 214V215H78ZM82 214V212H81ZM82 214V215H83ZM132 214V213H131ZM163 214V215H162ZM167 214V213H166ZM180 214V213H178ZM182 214V212H181ZM188 214V213H187ZM133 215V214H132ZM144 215V214H143ZM156 215V214H155ZM219 217H218V216ZM9 216V217H8ZM80 216V215H79ZM217 216V218H220V221H218L219 219H217V222H219L218 224L214 223L213 220L215 219V217ZM232 216H234L232 218ZM238 216V217H237ZM86 217V218H88ZM124 217V218H123ZM229 217L232 218L233 220H229ZM82 218V217H81ZM123 218V219H122ZM129 218H130V214H129ZM235 218V219H234ZM27 219V220H26ZM127 220V219H126ZM93 221V220H92ZM129 221V220H127ZM215 221V220H214ZM112 222V223H111ZM125 222V221H124ZM216 222V221H215ZM99 223V222H98ZM37 224V223H36ZM40 225V224H39ZM46 225V226H45ZM97 225V224H96ZM45 226V227H44ZM99 226V225H98ZM129 226V225H128ZM107 227V226H106ZM132 227V226H131ZM57 228V227H56ZM56 228H53V229H56ZM59 228V227H58ZM57 228V229H58ZM109 228V227H108ZM110 228H111V225H110ZM113 228V227H112ZM111 228V229H112ZM11 230H19L21 233L20 235H13L11 236L10 235V231ZM79 230V229H78ZM107 230V229H106ZM16 231V232H17ZM18 231V232H19ZM54 231V230H52ZM62 231V230H61ZM98 231V230H97ZM96 231V232H97ZM109 232H113V230L110 231V229L108 230ZM107 231V233H108ZM15 232V231H14ZM89 232V231H88ZM106 232V231H105ZM116 232V231H114ZM70 233V232H69ZM98 233V232H97ZM124 233V232H123ZM22 234V235H21ZM38 234V233H37ZM93 234V233H92ZM110 234V233H109ZM112 234V233H111ZM55 235V234H54ZM89 235V234H88ZM29 236V237H30ZM53 236V234H52ZM59 234L56 236L58 238ZM60 237V236H59ZM88 237V236H87ZM55 238V237H54ZM63 238V237H62ZM66 238V237H65ZM69 238V237H68ZM113 238V237H112ZM47 239V237H46ZM45 239V240H46ZM70 239V238H69ZM75 239V238H74ZM114 239V238H113ZM30 240V241H29ZM57 240V241H58ZM94 240L96 239H93V242ZM55 241V240H54ZM106 241V242H108ZM53 245H52V243ZM100 244V243H98ZM66 250H69V253H65Z\"/></svg>",
  "mask_w": 264,
  "mask_h": 264
}]
</instances>
